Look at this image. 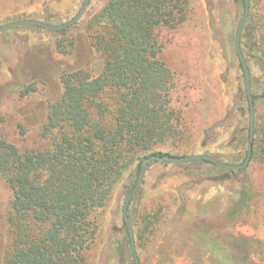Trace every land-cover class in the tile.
Here are the masks:
<instances>
[{"label":"rangeland","instance_id":"obj_1","mask_svg":"<svg viewBox=\"0 0 264 264\" xmlns=\"http://www.w3.org/2000/svg\"><path fill=\"white\" fill-rule=\"evenodd\" d=\"M83 2L0 0V26L27 19L58 25L71 20ZM105 2L91 0L82 18L63 31L31 25L0 32V133L21 151L44 145L42 126L49 104L62 90L63 68H87L94 76L100 73L102 60L87 22ZM188 3L186 21L174 30H162L158 36L162 46L159 58L175 74L172 104L184 110L189 126L188 145L165 151L176 156H224L225 163L239 164L242 140L239 134L234 136L235 142L232 140L242 105L237 91L244 88L245 79L234 50L244 5L242 0ZM245 27L241 41L246 45V55L255 54L254 29L248 23L245 32ZM59 41L64 42L67 53L58 49ZM257 58H250L251 78L259 77L258 89L262 91L264 69ZM27 87L35 90L23 96ZM245 174L254 200L238 215L239 181ZM125 185L126 180L117 186L107 205L92 215L98 235L87 252V264L135 261L123 228ZM11 201L12 192L0 177V231L8 242ZM156 205L161 208L160 223L143 241L138 236L141 214ZM131 214L141 264H264V161L251 160L244 173L212 169L197 161L154 163L148 166L132 199ZM247 245L252 247L247 249Z\"/></svg>","mask_w":264,"mask_h":264},{"label":"trees","instance_id":"obj_2","mask_svg":"<svg viewBox=\"0 0 264 264\" xmlns=\"http://www.w3.org/2000/svg\"><path fill=\"white\" fill-rule=\"evenodd\" d=\"M188 13V0H106L87 22L101 71L94 76L87 68H63L62 90L49 104L42 126L44 145L21 151L0 133V177L12 192L10 241L0 231V264H87V252L98 235L93 213L107 205L124 180L130 195L145 159L170 156L168 148L188 145L185 112L172 104L175 74L160 60L158 41L162 30L176 29ZM248 23L256 35V53L246 55L243 40L241 46L252 75L250 58L258 57L264 69V0H250L245 32ZM63 43L57 47L67 53ZM238 68L243 72L240 62ZM259 84V77L252 76L255 129L250 161H264V90L259 91ZM34 90L27 87L21 94ZM237 98L242 105L232 141L239 134L243 163L250 139L245 86L238 88ZM196 161L232 172L209 160ZM239 182L238 215L254 200L247 174ZM131 207L132 201L128 214L134 227ZM160 212L158 205L142 212L139 239L147 241L157 230ZM123 228L129 246L124 220Z\"/></svg>","mask_w":264,"mask_h":264},{"label":"water","instance_id":"obj_3","mask_svg":"<svg viewBox=\"0 0 264 264\" xmlns=\"http://www.w3.org/2000/svg\"><path fill=\"white\" fill-rule=\"evenodd\" d=\"M91 0H84L82 7L78 11V13L69 21L58 24V25H53L49 24L40 20L36 19H27V20H21V21H15L11 23H7L4 25L0 26V32L9 30L11 28L15 27H22V26H38L43 29L53 31V32H58V31H63L65 29H68L69 27H72L75 25L85 14ZM244 13L242 16V19L240 21L239 27L237 29L236 33V39H235V46H236V51L237 55L239 57L240 63L243 67V74H244V79H245V89H246V95L249 101V108H250V139H249V145H248V155L246 160L241 163V164H230V163H225L217 158H215L212 155L208 154H196V155H189V156H152L143 161V164L141 166V170L137 179V183L133 189V191L130 193V195L127 197L124 205H123V218L124 221L127 225V228L130 233V240H131V250L134 256V260L136 264H141L137 249H136V244H135V237H134V230L132 223L129 218L128 210L130 203L132 199L135 197L137 192L139 191V188L141 187V184L143 182L146 170L148 168L149 162L150 161H167V162H173V163H188L196 160H209L213 162L215 165H217L220 168L223 169H228L232 171H237V170H242L245 169L251 159L252 156V148H253V138H254V129H255V108H254V102H253V96H252V78H251V72L249 69V65L246 61V58L244 56L242 46H241V39H242V33L244 30V27L246 25V22L249 17L250 13V0H244Z\"/></svg>","mask_w":264,"mask_h":264}]
</instances>
